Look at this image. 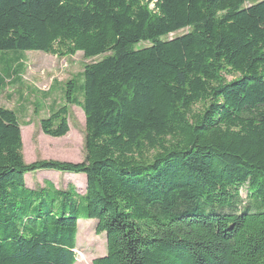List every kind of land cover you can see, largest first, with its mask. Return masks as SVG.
Here are the masks:
<instances>
[{
	"label": "trees",
	"instance_id": "1",
	"mask_svg": "<svg viewBox=\"0 0 264 264\" xmlns=\"http://www.w3.org/2000/svg\"><path fill=\"white\" fill-rule=\"evenodd\" d=\"M254 1L0 0V90L11 54L103 56L84 68L82 101L67 84L85 114L82 162H26L19 117L0 106V264H75L80 219L106 233L93 264H264V0ZM68 114L42 118L43 133L65 136ZM40 171L84 174L85 193L28 186Z\"/></svg>",
	"mask_w": 264,
	"mask_h": 264
},
{
	"label": "rangeland",
	"instance_id": "2",
	"mask_svg": "<svg viewBox=\"0 0 264 264\" xmlns=\"http://www.w3.org/2000/svg\"><path fill=\"white\" fill-rule=\"evenodd\" d=\"M150 7L152 8V5ZM188 31V28L182 29L167 38ZM148 45L149 42H145L140 43L138 47ZM16 55L19 61L10 63L13 66L11 78H8V83L0 90V106L14 110L19 117L26 162L51 159L82 162L85 158L86 137L85 114L79 104L83 99L80 91L84 82L82 74L87 64L100 60L103 56L87 59L83 52H77L75 55L61 57L43 51L11 54ZM232 78L231 75L228 76V79ZM73 81L77 85L78 103H69L66 100L67 84ZM63 105H67L69 111V132L59 138L46 135L41 129V119L48 117L52 111ZM45 179L53 181L61 189L72 183L80 193L83 194L86 190L84 174L40 171L26 175L27 185L33 188L43 184ZM242 193L245 195L246 190H242ZM96 223L95 219L78 221L75 264H93V259L106 254V233L97 234Z\"/></svg>",
	"mask_w": 264,
	"mask_h": 264
}]
</instances>
